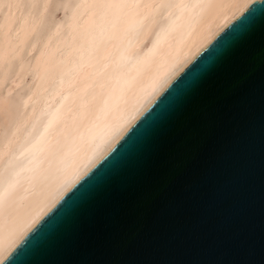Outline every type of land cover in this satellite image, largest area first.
Returning a JSON list of instances; mask_svg holds the SVG:
<instances>
[{"label":"water","instance_id":"95a60500","mask_svg":"<svg viewBox=\"0 0 264 264\" xmlns=\"http://www.w3.org/2000/svg\"><path fill=\"white\" fill-rule=\"evenodd\" d=\"M0 264H264V0L195 53Z\"/></svg>","mask_w":264,"mask_h":264},{"label":"bare ground","instance_id":"6f19581e","mask_svg":"<svg viewBox=\"0 0 264 264\" xmlns=\"http://www.w3.org/2000/svg\"><path fill=\"white\" fill-rule=\"evenodd\" d=\"M21 1L0 0V85L13 58L35 51L26 102L0 141V260L253 0H76L38 45H27L34 0Z\"/></svg>","mask_w":264,"mask_h":264},{"label":"rangeland","instance_id":"374dc122","mask_svg":"<svg viewBox=\"0 0 264 264\" xmlns=\"http://www.w3.org/2000/svg\"><path fill=\"white\" fill-rule=\"evenodd\" d=\"M26 2L27 0L21 1V5L23 3L22 7L24 6L26 8V6H28ZM75 2L76 0H47V5L45 6L43 12H40L39 7L41 6L42 0H34L35 5L32 3V5H29L26 8L27 10H25L32 16H35L36 13H39L36 15L39 16V20L36 24V30L32 34L33 36H31L27 45L29 43L38 45L39 41L48 33L52 25L64 23L68 12H70V9L73 7L72 4H75ZM38 4H40V6ZM2 8H4V6ZM23 52L25 53H23V55H21L19 58H13L11 60L12 63L7 69L8 71L5 79L0 85L2 101H7L6 103H3L4 106L0 109V141L8 134L12 124L11 121L14 119V117L21 114V107L26 102L28 90L31 86L30 82L31 78L33 77V72L30 68V62L35 51L27 52L24 49ZM7 129H9L8 132Z\"/></svg>","mask_w":264,"mask_h":264},{"label":"snow or ice","instance_id":"6c2138e0","mask_svg":"<svg viewBox=\"0 0 264 264\" xmlns=\"http://www.w3.org/2000/svg\"><path fill=\"white\" fill-rule=\"evenodd\" d=\"M177 83H179V82H177ZM171 96H172V94L170 93L168 97H164V99L161 100L160 105L157 106V109L154 110L153 113H149L148 116H145V114H142L143 117H145V119H144V121H141V124H143V125H145V126H147L148 124H150V122H151L150 118H151V117H154V115H155V113H156L157 111H160V110L166 108L167 103H168V101H169V98H170ZM146 113H148V112H146ZM131 130H132V129H131ZM137 132H139V128L137 129L136 132H133V135H132L131 137H129V141H126L125 144L121 145V150H124V149L126 148V146L129 144V142H131V141L134 140L135 136L137 135ZM119 155H120V150L117 151V156L114 157V159H116L117 157H119ZM94 167H95V166H94ZM98 171H99V170H98ZM87 175H88V174H85V177H86ZM83 179H84V177L81 178V180H83ZM91 179H92V178L89 177V180H91ZM81 180H80V181H81ZM87 183H88V182L86 181L85 184H87ZM75 186H76V185H74L73 188H74ZM81 187L83 188L84 185H82ZM73 188H72V189H73ZM72 189H71V190H72ZM71 190H70V191H71ZM70 191H69V192H70ZM69 192H68V193H69ZM68 193H67V194H68ZM76 195H77V193H73V197H75ZM64 197H65V196H64ZM64 197H63L61 200H63ZM61 200L58 201L56 205H53V208L49 210V213L52 212L53 209H56L57 212L60 211V209L57 208V205L60 204ZM67 203H68V202L65 201V204H67ZM61 207H63V206H61ZM47 215H48V214H46V216H47ZM54 215H55V213H54ZM43 219H44V218H43ZM43 219H42V220H43ZM51 219H53V217H49V220H51ZM42 220L38 221V222H37V225L40 224V222H41ZM37 225H36V226H37ZM36 226H35L34 228H36Z\"/></svg>","mask_w":264,"mask_h":264}]
</instances>
